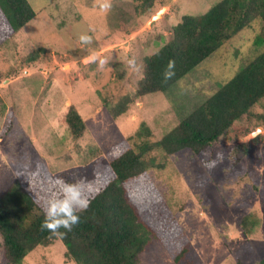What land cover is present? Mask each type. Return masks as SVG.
<instances>
[{"label": "rangeland", "instance_id": "obj_1", "mask_svg": "<svg viewBox=\"0 0 264 264\" xmlns=\"http://www.w3.org/2000/svg\"><path fill=\"white\" fill-rule=\"evenodd\" d=\"M220 1L159 0L136 18L132 0H111L108 12L96 0H29L36 17L16 31L0 0V192L19 174L35 172L39 163L51 173L85 166L94 160L90 149L109 151L135 135L142 122L151 129L149 139L159 141L231 80L254 57L259 21L169 91L137 99L117 120L110 116L121 98L135 95L143 59L166 45L183 16L205 14ZM81 36L90 37V43ZM71 106L86 122L80 139L72 137L65 122ZM10 112L12 129L6 131ZM259 129L260 142L240 159L228 136L200 156L151 153L162 166L149 175L185 228L195 264H258L264 259V128L253 133ZM201 160H217V166L209 171ZM247 215L259 221L249 235L241 225ZM0 264H6L1 247ZM24 264L75 263L56 241L32 252ZM142 264L175 263L154 243Z\"/></svg>", "mask_w": 264, "mask_h": 264}, {"label": "trees", "instance_id": "obj_2", "mask_svg": "<svg viewBox=\"0 0 264 264\" xmlns=\"http://www.w3.org/2000/svg\"><path fill=\"white\" fill-rule=\"evenodd\" d=\"M19 30L36 17L29 0H1ZM159 0H132L134 14L151 11ZM255 21L262 28L252 46L256 52L236 75L161 140L152 141L150 127L140 129L109 151L89 152L94 160L82 167L51 173L39 163L36 171L21 173L12 185L0 192V247L6 264H24L39 247L56 241L65 247V258L75 264H142V255L159 243L175 264H195L189 259L191 242L185 228L167 203L149 170L161 167L151 153L166 156L189 151L200 156L228 136L238 159L247 155L262 138L244 143L256 129L264 128V0H222L199 16L185 15L171 30V39L143 59V77L133 97L125 96L110 109L117 120L129 113L136 100L165 93L192 73L210 56ZM169 61L174 73L165 81ZM13 113L6 117V131L12 129ZM65 122L74 139L86 132V122L71 106ZM3 130V129H2ZM148 139H145V138ZM82 179L80 191L86 210L78 211L80 223L62 235L42 230L44 206L59 194L61 180ZM259 221L247 215L241 222L246 235ZM237 264H244L238 261ZM258 264H264L262 259Z\"/></svg>", "mask_w": 264, "mask_h": 264}, {"label": "clouds", "instance_id": "obj_3", "mask_svg": "<svg viewBox=\"0 0 264 264\" xmlns=\"http://www.w3.org/2000/svg\"><path fill=\"white\" fill-rule=\"evenodd\" d=\"M96 4L102 12H108L112 7L111 0H96ZM80 39L85 43L91 41V38L87 36H81ZM88 59H92V57ZM133 63L134 61H129V64ZM173 67L174 61H169L168 70L164 73L165 81L174 75L171 71ZM217 160H201V165L211 171L217 166ZM82 182V179L76 178L71 182L61 180L63 187L60 193L51 197L44 206L45 219L41 224L42 230H47L53 235H62L59 231L61 228L70 232L74 226L80 223L77 212L86 210L88 207L87 201L81 196L80 184Z\"/></svg>", "mask_w": 264, "mask_h": 264}, {"label": "water", "instance_id": "obj_4", "mask_svg": "<svg viewBox=\"0 0 264 264\" xmlns=\"http://www.w3.org/2000/svg\"><path fill=\"white\" fill-rule=\"evenodd\" d=\"M160 13H161V12H160ZM160 13H159V14H160ZM159 14H157V15L153 18L152 22H153V21H156L157 19H159V17H158ZM260 131H262V130L259 129L258 132L252 133V134H251V137H253V138L257 137Z\"/></svg>", "mask_w": 264, "mask_h": 264}]
</instances>
